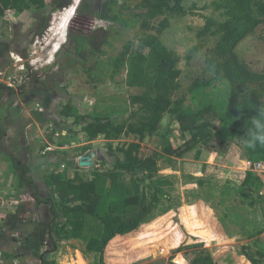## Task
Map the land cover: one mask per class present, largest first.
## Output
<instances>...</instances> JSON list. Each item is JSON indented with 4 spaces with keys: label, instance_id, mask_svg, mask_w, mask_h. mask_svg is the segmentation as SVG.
I'll use <instances>...</instances> for the list:
<instances>
[{
    "label": "rangeland",
    "instance_id": "374dc122",
    "mask_svg": "<svg viewBox=\"0 0 264 264\" xmlns=\"http://www.w3.org/2000/svg\"><path fill=\"white\" fill-rule=\"evenodd\" d=\"M104 1L75 0L69 10L52 9L47 14L31 10L30 15L16 17L7 12L0 22V47L4 48L0 58V82L8 87L0 99V123L6 129L0 157L10 154L26 164L30 168L28 176L40 187L39 193L18 189L9 160L0 166V215L20 213L15 229L5 226L0 219V264H40V255L44 256L46 251L44 257L55 264H94L98 258L86 253L85 246L90 237L101 232L99 222L87 217L82 239L68 237L55 241L54 236L50 234V238L44 231V224L53 221L50 204L42 201V207H36L33 197L38 196L40 200L48 197L49 191L40 181L45 173H60L83 181L93 178L96 159L92 167L77 170L66 166L64 161L76 164L79 155L89 148L99 152L108 163L103 169L110 170L113 158L107 155V146L116 149L131 143L140 145L138 156L141 159L150 158L156 163V172L150 177L124 174L121 183L125 187L139 184V193L143 194L149 211L136 230L110 241L104 264H190L195 252L201 250L208 251L215 264H250L243 256L245 252L264 251V216L248 194L240 196L236 192L247 170L241 159L239 140L224 147V154L201 145L177 159L163 154L167 140L173 147L182 144L178 125L170 115L164 116L156 135L143 138L121 135L106 140L99 135L88 141L80 131L82 124L71 127L73 118L62 124L58 111L66 104L73 107V114L111 117L117 121L137 111V106L129 103L126 70L113 72L109 61L127 42L131 43L132 51H136L144 31L138 23L133 29L115 34L116 23L96 17ZM139 1L118 0L119 5L130 10H134ZM217 1L183 0V7L193 15H167L169 27L160 35L161 43L179 57L177 68L181 75L172 99L184 97L186 107L198 106L192 103L188 93L192 82L196 79L206 82L215 77L213 69L205 63V50L212 47L216 39H206L205 48H194L200 42L196 32L203 27L204 17L219 23L224 21L214 9ZM40 18L44 21L43 30ZM160 20L157 18L151 24L156 27ZM263 35L264 27L260 26L234 50L240 61L261 73H264ZM78 44L80 53L76 51ZM93 47H100L103 54L95 52L92 56ZM91 66L99 69L95 81L88 77L87 70ZM32 74L54 77L58 74L57 82L66 90L30 96L20 87L24 84L28 90ZM227 90L224 81L217 80L206 90V98L220 106L227 100ZM39 110L47 119L44 123L33 118V113ZM211 121L214 126L219 123L217 117ZM70 128L72 133L68 131ZM49 136L53 143L49 142ZM25 147L28 151L22 153L21 148ZM154 182H168V185H157L164 194L155 192ZM109 184L107 181L106 189ZM260 194L264 196V187ZM50 241L56 242L54 249ZM2 254L12 257L3 258Z\"/></svg>",
    "mask_w": 264,
    "mask_h": 264
},
{
    "label": "trees",
    "instance_id": "16d2710c",
    "mask_svg": "<svg viewBox=\"0 0 264 264\" xmlns=\"http://www.w3.org/2000/svg\"><path fill=\"white\" fill-rule=\"evenodd\" d=\"M182 2L183 0H140L134 10L119 5L118 0H105L101 4L96 17L102 21L116 23L115 34L133 29L138 23L139 28L144 31L138 40L136 51H132L131 43L127 42L109 61L113 72L126 70L125 84L130 91L129 103L131 106H137V111L131 112L126 119L117 121L111 117L76 115L73 114V107L66 104L58 111L62 124L73 118L71 127L82 124L80 131L88 141L95 140L99 135H103L106 140H114L121 135H136L143 138L156 135L164 116L170 115L173 123L178 125V137L182 144L173 147L170 140H167L163 149L166 157L181 159L201 145L224 154L222 152L224 147L239 140L241 159L251 164L264 165V146L257 145L255 149H251L245 147L240 140L249 125V119L258 114L259 107L264 106V73L253 71L248 64L240 61L234 52L243 39L258 27H264V0H218L213 6L220 12L224 21L219 23L210 17H204L203 27L196 32L200 42L194 50L205 48L206 39H216L214 45L205 50V63L213 69L215 77L206 82L196 79L189 86L188 93L192 103H198L196 108L186 107L184 97L172 99L179 87L178 79L181 75V70L177 68L179 57L160 41V35L169 27L167 15L183 17L193 15V12L185 10ZM68 3L66 0H0V22L7 12L16 17L30 15L31 10L47 14L52 9L65 8ZM157 18L161 20L155 27L151 22ZM40 21L43 30L44 21L41 18ZM103 35L105 37L106 34ZM262 38L264 39V35ZM100 47H93L90 54L92 56L95 52L103 54ZM80 49L81 45L78 44L77 53H80ZM3 52L4 48L0 47V58ZM98 72L96 66H91L87 70L92 81L98 78ZM31 76L27 85L28 90H25L23 85L20 87L30 96H46L56 89L63 92L66 90L64 85L61 88L60 82H57L58 74L55 77L37 74ZM217 80L224 81L228 89L227 100L220 106L206 98V90ZM7 88L0 82V99ZM215 117L219 122L217 126L211 121ZM33 118L39 123L47 121L42 110L34 112ZM68 131L72 133L71 128ZM54 132L52 130L53 134ZM5 136L6 129L0 123V145ZM48 140L53 143L52 137L49 136ZM139 148L138 143L116 149L108 145L106 153L113 158L110 163L111 169L105 171L103 168L108 163L103 158H98L96 168L93 169V178L89 181L66 178L54 172L42 174L40 181L49 191L43 202H49L53 216L48 229L55 237V241L68 237L82 239L85 220L90 217L99 222L101 232L87 240L85 252L97 256L94 264H104L105 251L110 241L137 229L149 208L144 203L143 194L139 193V184L133 183V187H125L121 183V177L124 174L150 177L156 172L154 161L150 158L143 160L138 156ZM87 150L89 148L79 156ZM27 151L26 147L21 148L22 153ZM9 159L17 177V188L38 192L37 184L28 176L30 168L18 162L12 155H9ZM64 163L74 170L78 169L77 163L68 161ZM107 181L110 183L109 189H106ZM157 185H168V182L153 183L155 192L164 194L165 192L157 188ZM263 187L264 182L247 170L236 192L240 196L243 193L248 194L252 203L260 206L264 216V196L260 194ZM59 218L64 220L58 221ZM0 219L5 226L15 229L20 221V213L16 211L13 214L0 215ZM53 244L52 248L55 247ZM2 255L7 259L12 257L9 254ZM243 256L250 264L264 263V251H257L255 254L245 252ZM39 263L55 264L44 256ZM190 264H215V261L208 251L201 250L195 252Z\"/></svg>",
    "mask_w": 264,
    "mask_h": 264
},
{
    "label": "clouds",
    "instance_id": "9594fccd",
    "mask_svg": "<svg viewBox=\"0 0 264 264\" xmlns=\"http://www.w3.org/2000/svg\"><path fill=\"white\" fill-rule=\"evenodd\" d=\"M257 115L249 119L244 135L240 137L245 147L255 149L264 146V106L257 109Z\"/></svg>",
    "mask_w": 264,
    "mask_h": 264
},
{
    "label": "water",
    "instance_id": "95a60500",
    "mask_svg": "<svg viewBox=\"0 0 264 264\" xmlns=\"http://www.w3.org/2000/svg\"><path fill=\"white\" fill-rule=\"evenodd\" d=\"M73 4V0H70L65 9L70 8ZM99 154V153H98ZM96 151L91 150L85 152L83 155L77 158V167L78 168H89L94 165L95 159L103 158L99 156Z\"/></svg>",
    "mask_w": 264,
    "mask_h": 264
},
{
    "label": "built area",
    "instance_id": "2783aa9c",
    "mask_svg": "<svg viewBox=\"0 0 264 264\" xmlns=\"http://www.w3.org/2000/svg\"><path fill=\"white\" fill-rule=\"evenodd\" d=\"M8 86L11 87L10 85ZM245 165L247 167V170L256 174L264 182V180L262 179V177L264 176V165L262 163L251 164L245 161Z\"/></svg>",
    "mask_w": 264,
    "mask_h": 264
},
{
    "label": "flooded vegetation",
    "instance_id": "af4514ba",
    "mask_svg": "<svg viewBox=\"0 0 264 264\" xmlns=\"http://www.w3.org/2000/svg\"><path fill=\"white\" fill-rule=\"evenodd\" d=\"M105 37H106V35H105ZM23 86H24V84H23ZM20 93L22 94V92L20 91ZM87 151H90V150H87ZM86 151V152H87ZM40 192V187H38V192L37 193H39ZM47 198V197H46ZM33 199H35V204H37L38 206H36V207H42V205H43V203H41L42 201H43V199H41L40 201H38V196H35V197H33ZM43 209V208H42ZM44 211V210H43ZM50 212H51V210H50ZM52 223V221H50L49 223H46V224H44V231L46 230L47 231V235L50 237V231H49V229H48V227H49V224H51ZM51 238V237H50ZM50 243L51 244H53V241H50ZM49 251V250H48ZM45 254H47V251L45 252ZM45 254H44V256H45ZM43 255H40V260H41V257H42Z\"/></svg>",
    "mask_w": 264,
    "mask_h": 264
},
{
    "label": "crops",
    "instance_id": "0c3cea01",
    "mask_svg": "<svg viewBox=\"0 0 264 264\" xmlns=\"http://www.w3.org/2000/svg\"><path fill=\"white\" fill-rule=\"evenodd\" d=\"M94 151H95V150H94ZM98 153H99V152H98ZM9 155H10V154L6 155V157H5L4 155L0 157V166L4 165V163H6V161L8 162V160H9V162H10ZM10 163H11V162H10ZM11 168L13 169V167H11ZM13 171H14V170H13ZM14 176H15L16 181H17V177H16L15 173H14ZM16 184H17V182H16ZM14 213H15V212H14ZM11 214H13V213L11 212ZM263 264H264V263H263Z\"/></svg>",
    "mask_w": 264,
    "mask_h": 264
},
{
    "label": "bare ground",
    "instance_id": "6f19581e",
    "mask_svg": "<svg viewBox=\"0 0 264 264\" xmlns=\"http://www.w3.org/2000/svg\"><path fill=\"white\" fill-rule=\"evenodd\" d=\"M74 2H75V0H73V4H72V6L74 5ZM78 5H79V3L76 5V9H77ZM72 6H71V7H72ZM71 7H70V8H71ZM70 8H67V9H65L64 11H67V10H69ZM61 46H62V45H61Z\"/></svg>",
    "mask_w": 264,
    "mask_h": 264
}]
</instances>
